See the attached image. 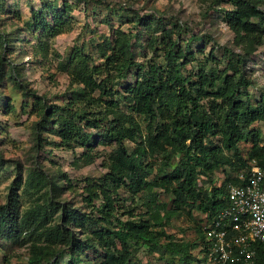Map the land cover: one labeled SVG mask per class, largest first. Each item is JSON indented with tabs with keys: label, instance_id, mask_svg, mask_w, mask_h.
<instances>
[{
	"label": "trees",
	"instance_id": "obj_1",
	"mask_svg": "<svg viewBox=\"0 0 264 264\" xmlns=\"http://www.w3.org/2000/svg\"><path fill=\"white\" fill-rule=\"evenodd\" d=\"M216 1L231 5L228 10L217 9L233 33L232 46L239 52L231 47H220L223 58L227 59L226 67L219 70L218 59L213 65L200 64L193 82L190 74L184 75L182 69L196 57V52L203 51L202 48L193 51L190 47L198 37L181 23L165 24L161 17H140L135 12L131 19H122L130 22L137 32L115 30L111 41L105 37L101 45L97 44L98 54L104 59L101 68L89 67L88 56L82 55V49H73L71 57L74 59L70 66L74 65L76 72L72 79L76 78L73 80L80 86L71 91V98L62 108L37 101V111L40 112L34 124L39 142L37 147L40 148L42 143L39 134L50 126L49 131L59 137L55 146L70 150L81 147L82 153L76 160L82 158L86 164L92 162L90 153L94 136L100 137L102 143L114 142L115 148L104 159L108 171L103 176L94 182L81 179L87 184L83 187V194L92 207L89 215L86 211L69 208L67 203L60 206V219L65 224L58 226L56 243L50 241L51 245L43 248L44 254L30 257L29 264H40L43 260L49 264L63 249L72 261V257H78L85 248L94 247L87 244L85 238L75 236L78 231L75 228L81 226L83 230L90 227V233L98 236L96 242L105 250L98 264H128L129 256L141 248L165 260V264H205L207 242L202 223L227 206L229 186L243 185L248 181L252 161L264 169L262 133L250 128L256 121L264 122V93L254 103L249 94L251 70L247 67L264 43V0H212L206 14L214 11L212 5ZM96 2L102 3L101 0ZM63 23L60 14L55 15L52 25L45 23L43 30L49 29L47 34L57 35L64 30ZM138 26L148 35L145 47L150 50L156 52L157 48L153 46L159 38L165 69L160 70L162 67L155 63L145 69L143 63L135 60L133 45L141 37V27L138 29ZM183 29L187 37L182 39L179 34ZM157 31L159 34L154 35ZM210 57H214L212 52ZM3 63L0 58V79ZM128 70L135 71L136 80L121 90L130 111L125 112L119 109L114 99L118 91L113 84L123 79ZM95 72L97 76L103 73L105 76L97 79L93 75ZM12 76H16L14 71ZM96 90L99 96L93 97ZM104 97L110 100L104 101ZM205 97L211 98L207 104L201 102ZM91 109L96 110V115H92L94 111L90 112ZM133 114L144 118V127ZM103 121H107L108 126H104ZM93 129L99 130L97 135L91 131ZM127 140L133 143L132 150L123 144ZM241 142L251 143L244 156L238 148ZM154 154L162 160L156 170L149 160H145ZM225 166L229 168L224 171L225 177L215 185L214 172ZM168 168L171 170L166 171ZM42 177L49 183L51 178L43 174L37 181ZM200 178L210 181L199 186ZM50 184L55 188L54 183ZM154 187L172 197V209H166L162 203L155 205L157 195L147 193V219L133 220L132 210L124 211L123 214H128L126 221L117 219L111 206L115 201L112 195L122 190L133 199ZM94 199L101 201L95 205L92 203ZM49 203L54 211L59 208L56 202ZM8 211L3 206L0 208V234L30 233V227L39 215L37 211L29 212L26 220L5 227V222H9ZM193 211L202 215L193 227L194 241H181V238L174 239L164 233L168 219L180 213H186L190 218ZM112 220L116 221L115 226H111ZM252 264H264L263 244L255 245Z\"/></svg>",
	"mask_w": 264,
	"mask_h": 264
},
{
	"label": "rangeland",
	"instance_id": "obj_2",
	"mask_svg": "<svg viewBox=\"0 0 264 264\" xmlns=\"http://www.w3.org/2000/svg\"><path fill=\"white\" fill-rule=\"evenodd\" d=\"M101 1L102 3L96 0H0V58L4 60L0 79V208L3 206L9 209V222H5V227L26 220L29 212L39 213L37 221L30 227V233L21 231L16 234H0V264H29L30 257L43 255V248L51 245L50 241L56 243L58 226L65 224L60 219L63 205L67 203L69 208H77L81 212L91 211L92 207L87 204L83 194V187L87 184L81 179L88 178L90 182H94L108 171L104 159L115 148L114 142L102 143L98 136H94L92 140V162L89 164L82 161V158L76 160L82 153L81 147L70 150L55 146L59 137L49 131L50 126L39 134L42 143L40 148L37 147L39 142L34 124L40 113L37 111L38 102L43 101L47 106L62 108L71 98V91L80 86L73 80L76 78L72 79L76 72V67L70 66L74 59L71 57L74 48H81L82 55L88 56L86 60L89 67L101 68L104 59L98 54L96 45H101L105 37L111 41L115 30L136 33L130 22L122 21L125 17L131 19L136 12L140 17H161L168 25L173 22L181 23L183 27H187V31L197 35L198 38L190 47L193 51H198V48L203 51L196 52V57L182 69L184 75L190 74L192 82L196 80L194 73L200 64L207 62L208 65H213L218 59L219 70L226 67L227 59L223 58V50L220 47H231L239 52L238 48L232 46L233 33L217 9H231L227 2L216 1L212 5L214 11L206 14L212 0ZM59 14L62 21H65L64 30L51 36L47 34L49 29L43 30L44 25H52L54 16ZM140 27L138 26V29ZM140 30V40L133 45L135 60L143 63L145 69L154 63L162 67L160 70L165 69L159 38L153 46L157 48L154 52L153 49L147 48L148 46L145 47L148 35L143 32L142 27ZM157 34L159 31L154 32V35ZM179 36L182 39L187 37L184 29L180 31ZM210 52L213 53V58L210 57ZM247 67L251 70L249 94L255 103L260 100V94L264 93V43L256 50L253 61H249ZM13 71L16 76H12ZM93 75L99 79L104 77L105 73L97 76L95 72ZM135 80V71L128 70L123 79L113 84L114 89L118 91L114 99L122 111L130 112L126 108L128 104L125 103L121 90ZM92 96L98 97L99 91H94ZM210 99L205 97L201 102L207 104ZM242 99L245 100L244 97ZM103 100L110 98L104 97ZM91 111H94L92 115H96V110ZM133 116L145 126L144 118L135 114ZM102 124L108 126L107 121ZM250 128L261 131L264 141L263 121H256ZM91 131L97 135L99 130ZM123 144L128 150H132L133 143L129 140ZM250 145V142L238 144L240 154L244 156ZM145 160H149L155 170L162 162L157 154L147 156ZM228 169L225 166L214 172L212 179L215 185L223 180L224 171ZM169 170L171 168L166 171ZM41 174L51 178L49 183L44 177L37 181ZM201 179L199 186H205L210 181ZM50 183H54L55 188ZM147 193L157 195L155 205L162 203L166 205V209H172V197L160 188L154 187L149 192L142 191L138 194L139 197L133 199L128 193L120 190L117 195H112L115 201L111 204L117 219L126 221L128 214L123 213L127 210H132V219L135 221L139 218L147 219ZM50 201L56 202L59 208L55 211L51 209ZM100 201L94 199L92 203L98 205ZM191 215L190 218L186 213L172 216L163 228L164 233L174 239L181 238V241H194L196 236L193 227L202 215L197 211L191 212ZM115 224L116 221H113L111 226ZM75 229H78L75 235L77 238H85L86 243L94 247L85 248L78 257L73 256L72 261L63 249L49 264H98L105 255V250L96 242L98 236L90 233V227L84 230L82 226ZM129 257L128 264H165V260L159 259L155 254H149L142 248ZM40 264H46V261L43 260Z\"/></svg>",
	"mask_w": 264,
	"mask_h": 264
},
{
	"label": "built area",
	"instance_id": "obj_3",
	"mask_svg": "<svg viewBox=\"0 0 264 264\" xmlns=\"http://www.w3.org/2000/svg\"><path fill=\"white\" fill-rule=\"evenodd\" d=\"M204 234L211 242L206 257L212 264L247 263L253 257L251 241L264 244V169L255 161L247 182L228 187L227 206L204 227Z\"/></svg>",
	"mask_w": 264,
	"mask_h": 264
},
{
	"label": "clouds",
	"instance_id": "obj_4",
	"mask_svg": "<svg viewBox=\"0 0 264 264\" xmlns=\"http://www.w3.org/2000/svg\"><path fill=\"white\" fill-rule=\"evenodd\" d=\"M257 164V163H256ZM261 168V167H260ZM228 189V188H227ZM219 212H217L216 214H215V216L212 218V219H210V220H207V221H205V222H203L202 223V231H203V234H204V227L207 225V224H209L213 219H215L216 218V215L218 214ZM204 236H205V240H206V242H207V251H208V247H209V244L211 243V242H209V240H207L206 239V235L204 234ZM258 244H263V243H261V242H256V241H251V243H250V247H251V249H252V251H253V257H254V255H255V245L257 246ZM264 245V244H263ZM207 251H206V256H207ZM204 257V259H205V264H212L209 260H207V257ZM253 257L251 258V260H249L247 263H244V262H242V261H239V262H235V263H231V264H252V259H253ZM227 264H230V263H227Z\"/></svg>",
	"mask_w": 264,
	"mask_h": 264
}]
</instances>
